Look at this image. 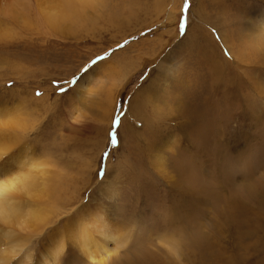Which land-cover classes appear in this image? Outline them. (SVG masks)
<instances>
[{
    "label": "rangeland",
    "instance_id": "1",
    "mask_svg": "<svg viewBox=\"0 0 264 264\" xmlns=\"http://www.w3.org/2000/svg\"><path fill=\"white\" fill-rule=\"evenodd\" d=\"M51 2L0 0V105L55 170L31 245L111 180L124 242L52 264H264V0Z\"/></svg>",
    "mask_w": 264,
    "mask_h": 264
},
{
    "label": "bare ground",
    "instance_id": "2",
    "mask_svg": "<svg viewBox=\"0 0 264 264\" xmlns=\"http://www.w3.org/2000/svg\"><path fill=\"white\" fill-rule=\"evenodd\" d=\"M76 4L79 7L72 9L77 7ZM99 4L101 0H53L50 3L51 14L48 15L58 24L61 17L68 18L71 15L67 11L81 12L78 10L81 6L94 7ZM259 21L264 26V15ZM83 83L84 78L77 85L81 87ZM21 115H24L22 104L0 105V264H52L69 241L85 257L103 260V256L108 255L109 243H120L126 237L121 230L110 224V217L105 214L106 206L112 203L111 198L115 195L111 180L97 191L100 197H105L101 199L103 203L99 202L102 205L94 208L92 203H83L63 225L50 227L41 243L31 245V231L46 224L54 212V206L45 197L54 184L55 170L48 159L32 151L30 144L18 136V129L25 124L23 119L19 121ZM161 161L157 160L158 163ZM13 164L17 168L11 172L12 175H5L4 167Z\"/></svg>",
    "mask_w": 264,
    "mask_h": 264
},
{
    "label": "snow or ice",
    "instance_id": "3",
    "mask_svg": "<svg viewBox=\"0 0 264 264\" xmlns=\"http://www.w3.org/2000/svg\"><path fill=\"white\" fill-rule=\"evenodd\" d=\"M61 91H64V89H60ZM39 95V93H37ZM119 120V118L117 117V121ZM115 137L114 135L112 136V143H115ZM104 155H106V153H102L101 156L103 157Z\"/></svg>",
    "mask_w": 264,
    "mask_h": 264
}]
</instances>
